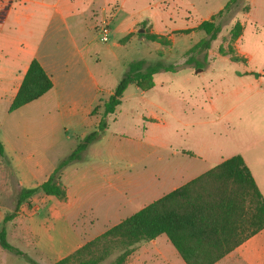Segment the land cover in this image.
<instances>
[{
  "label": "rangeland",
  "instance_id": "rangeland-1",
  "mask_svg": "<svg viewBox=\"0 0 264 264\" xmlns=\"http://www.w3.org/2000/svg\"><path fill=\"white\" fill-rule=\"evenodd\" d=\"M227 1L118 0L117 12L114 4L101 12L110 0L88 1L68 18V29L65 27L60 37L47 34L49 41L62 45L74 42L83 47L88 67L103 92L91 108L97 106L93 115L90 110L85 114H64L60 119L59 113L44 106L38 108L33 101L9 111L11 92L0 91V138L16 142L18 150L24 151L31 148L27 143L47 151L53 139L56 147L53 152L48 149L45 162L54 159L56 163L78 139L96 127L102 103L129 62L144 59L150 65H172L175 71L157 73L155 85L148 91L128 85L120 105L106 117L107 129L85 150L82 161L87 165L110 163L117 176L105 181L93 177L94 188L81 194L78 208L83 211L75 223L68 224L75 220L78 209L63 218L66 222L58 215L56 204L65 202L67 193L60 199L42 192L31 196L12 220L3 223V217L12 212L19 191L36 186L23 179L28 169L40 163L29 160L20 164L3 152L0 228L4 227L9 243L38 264H55L68 256H63L68 236L98 237L164 193L171 175L186 179V173L206 170L233 155H240L254 173L264 168V0H238L227 14L216 18L221 30L209 48L189 52L206 38L195 27L216 14ZM103 17L111 30L106 43L96 35ZM235 22H240L243 30L232 43L234 51L229 53V32ZM151 33L161 35V41H148L146 35ZM127 34V40L122 41ZM66 48L52 52L58 59ZM235 55L241 60L232 61ZM5 84L8 83L0 80V87ZM192 155L193 159L186 157ZM188 159L198 163L190 169L184 163ZM152 183L158 196L149 193L136 199V194ZM121 204L126 205L121 208ZM161 238L167 240L164 235ZM78 243L77 249L86 241ZM145 243L139 242L133 249L137 251ZM166 244L175 253L168 241ZM118 254L115 251L98 264H114ZM0 264L32 263L0 249Z\"/></svg>",
  "mask_w": 264,
  "mask_h": 264
},
{
  "label": "trees",
  "instance_id": "trees-1",
  "mask_svg": "<svg viewBox=\"0 0 264 264\" xmlns=\"http://www.w3.org/2000/svg\"><path fill=\"white\" fill-rule=\"evenodd\" d=\"M237 1L228 0L216 14L195 27L206 38L194 45L190 53L209 48L210 42L217 38L221 30L220 24L215 23L216 18L227 14L233 4L237 5ZM244 9L247 10V6ZM242 30L240 22H235L230 29L229 53L234 51L232 43L241 36ZM128 37L129 34L122 41L125 42ZM146 39L156 42L161 41L162 36L151 33L146 35ZM188 60L186 63H190ZM240 60L237 55L232 56V61ZM160 71L174 72L175 67L159 62L150 65L144 59L129 62L124 74L102 103V113L96 127L78 139L74 147L57 161L45 181L19 191L12 212L6 214L2 222L12 220L21 204L38 192L63 199L66 195L60 181L63 170L72 163L82 161L84 151L102 136L108 127L106 117L120 105L128 85L133 84L141 91H148L154 87V76ZM51 87L50 76L33 58L9 111L37 100ZM96 108L91 110L90 115L95 113ZM3 152L0 142V156ZM261 230H264V198L244 159L240 155H233L124 218L55 264H98L115 251H119V254L114 264H124L135 244L160 235L167 237L185 264H214ZM0 249L38 264L8 242L4 227L0 228Z\"/></svg>",
  "mask_w": 264,
  "mask_h": 264
},
{
  "label": "crops",
  "instance_id": "crops-1",
  "mask_svg": "<svg viewBox=\"0 0 264 264\" xmlns=\"http://www.w3.org/2000/svg\"><path fill=\"white\" fill-rule=\"evenodd\" d=\"M88 1L92 3L95 0H0V80L8 83L0 87V91L6 92L9 90L11 92L9 105L33 58L40 62L52 81L51 89L33 101V103L38 104V108L44 106L51 112L59 113V118L61 119L65 116L64 114L88 113L97 103L103 89L88 67L87 60L82 53L83 47L77 46L74 42L62 45L58 41L47 40L48 33L56 34L60 37L61 31L65 27L68 29V18L75 14L82 3ZM117 1L110 0L109 3H106L100 9L101 12H104V8L109 4L116 6ZM115 9L117 12V6ZM103 20L104 17L101 21ZM62 46L63 48L67 46L68 53H66V49L65 51L63 50L64 53L61 52L57 59L55 52H52V50L62 48ZM0 141L5 153L10 156L12 161L20 162V164L29 160L40 161V163H36L25 172L23 180L26 184L38 185L45 181L57 163H55L54 159L49 162L44 161L47 160L45 155L48 149L53 152L56 147L57 142H54L53 139H50L47 151L46 149H41L35 143H27L31 148L24 151L18 150L17 143L8 138L4 140L0 138ZM100 156L104 155L101 154ZM186 157L193 159V155ZM192 159L184 162L190 169L198 163L197 160ZM88 164L90 165L83 163V161L72 163L61 174L60 181L66 188L67 200L56 204L59 207L58 215L65 221L63 218L67 217L74 209H78L74 212L75 216L73 218L76 217L75 220L69 221L68 224L75 223L78 214L83 211L78 208V202L82 198L81 194L83 192L94 188V176H98L104 181L108 177L117 176L110 163ZM245 164L264 198V168L254 173L246 162ZM212 167L195 173L190 171L186 173V179H180L182 176L178 178L176 174L171 175L166 181L168 182L166 191H162L164 193H161L156 199ZM115 190L121 191L118 188ZM149 193L154 194V197L158 196L159 191L155 192L154 183L149 188L140 190L135 197L140 199ZM125 205L121 204L119 207L123 208ZM85 210L90 214V210ZM95 237L97 236H76V234L75 236H68L65 239L69 241L66 246L67 252H64L63 256L69 255L77 249L78 241L88 242ZM166 241L168 239L163 240L161 235L146 241L137 251L133 250L126 264H185L172 245L176 254L166 247ZM214 264H264V230L246 239Z\"/></svg>",
  "mask_w": 264,
  "mask_h": 264
},
{
  "label": "built area",
  "instance_id": "built-area-1",
  "mask_svg": "<svg viewBox=\"0 0 264 264\" xmlns=\"http://www.w3.org/2000/svg\"><path fill=\"white\" fill-rule=\"evenodd\" d=\"M109 23L103 20L96 29V35L100 42L106 43L109 37Z\"/></svg>",
  "mask_w": 264,
  "mask_h": 264
}]
</instances>
